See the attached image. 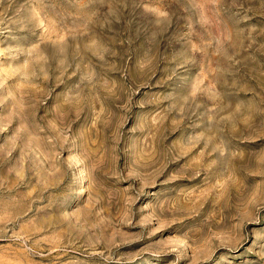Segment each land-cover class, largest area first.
<instances>
[{"label":"rangeland","instance_id":"374dc122","mask_svg":"<svg viewBox=\"0 0 264 264\" xmlns=\"http://www.w3.org/2000/svg\"><path fill=\"white\" fill-rule=\"evenodd\" d=\"M0 264H264V0H0Z\"/></svg>","mask_w":264,"mask_h":264}]
</instances>
